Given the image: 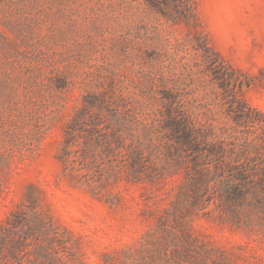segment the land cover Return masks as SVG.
Masks as SVG:
<instances>
[{"label": "rangeland", "instance_id": "1", "mask_svg": "<svg viewBox=\"0 0 264 264\" xmlns=\"http://www.w3.org/2000/svg\"><path fill=\"white\" fill-rule=\"evenodd\" d=\"M146 1L0 0V264H264L251 189L239 214L188 210L194 169L214 163L168 157L159 125L160 94L178 91L211 141L233 144L212 185L244 171L251 187L238 154L256 130L219 96L195 32L264 114V0H193L191 24ZM86 96L101 101L83 120ZM177 204L188 233L174 230Z\"/></svg>", "mask_w": 264, "mask_h": 264}, {"label": "trees", "instance_id": "2", "mask_svg": "<svg viewBox=\"0 0 264 264\" xmlns=\"http://www.w3.org/2000/svg\"><path fill=\"white\" fill-rule=\"evenodd\" d=\"M175 4L174 13L167 11V5L162 0H147V6L165 17H176L178 19L185 18L189 24L194 20L192 1L193 0H173ZM166 6V7H165ZM195 41L198 43L201 55L204 57L205 63L212 67L213 80L217 82L218 87L223 90L220 97L230 98L228 103L231 104L232 110L243 113L238 116V126H243L246 122H250L255 128V137L251 142V147H243L238 154L239 158L244 157L246 162L251 161V187L248 174L244 171H238L234 176L235 180H228L224 185L223 190L217 186L212 185V182L217 177H210V171L214 169L223 170V168L232 167V162L228 159L234 154V148H228L233 144H225L221 141H211L214 137L213 133L208 127L202 124L199 120V115L196 113L188 101H183L179 98V92L169 90L162 92L159 96L162 100L163 107L160 110L161 119L159 120L160 131L169 139L166 144L168 150V157H172L175 151L178 157L185 161V165H189V157L193 158L196 167L200 166L201 157H206L214 163L212 166L210 162L206 163L207 167L201 169H194L196 177L193 178L190 185L188 196H184L186 202L189 203L188 210L200 208V210H207L210 205L215 208L213 211H219L222 215L231 216L244 212L243 202L246 199V192L251 189V215L262 217L264 220V114L257 109H253L248 103L243 100L239 93L241 92L244 82L237 71L231 70L223 62H220L217 56L213 53L208 43L204 40L202 35L195 32ZM224 95V97H223ZM100 98L93 96L85 97L81 119L92 113L98 106ZM77 119L75 120V122ZM79 121V120H78ZM78 123V122H76ZM86 124V122H83ZM98 124H94L97 126ZM153 127H156L154 125ZM222 143V144H221ZM251 148V153H250ZM229 154V156H228ZM251 154V157H250ZM128 165L135 173L144 171L146 157L142 152L129 153L126 155ZM167 180V179H162ZM166 183V182H165ZM243 200V201H242ZM240 201V204H238ZM242 201V202H241ZM183 208L179 204L176 205L174 230L181 229L182 232L188 233V224L183 223ZM182 227H184L182 229ZM178 228V229H177ZM19 241H13V246L9 252L15 257L17 251L22 247ZM183 257V256H182ZM187 258V257H184Z\"/></svg>", "mask_w": 264, "mask_h": 264}]
</instances>
